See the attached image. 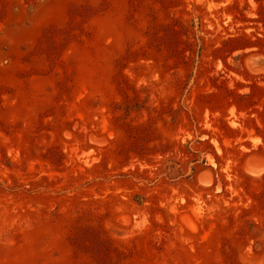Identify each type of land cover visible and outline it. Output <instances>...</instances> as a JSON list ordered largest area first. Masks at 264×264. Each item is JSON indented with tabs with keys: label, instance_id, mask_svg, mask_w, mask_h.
<instances>
[{
	"label": "rangeland",
	"instance_id": "obj_1",
	"mask_svg": "<svg viewBox=\"0 0 264 264\" xmlns=\"http://www.w3.org/2000/svg\"><path fill=\"white\" fill-rule=\"evenodd\" d=\"M0 264H264V0H0Z\"/></svg>",
	"mask_w": 264,
	"mask_h": 264
}]
</instances>
